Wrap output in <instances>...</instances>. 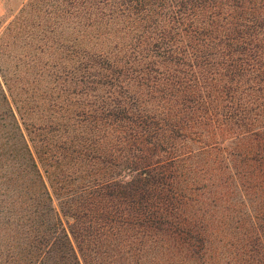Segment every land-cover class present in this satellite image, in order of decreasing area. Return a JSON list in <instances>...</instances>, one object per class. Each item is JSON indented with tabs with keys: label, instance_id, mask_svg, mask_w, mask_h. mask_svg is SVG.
<instances>
[{
	"label": "trees",
	"instance_id": "1",
	"mask_svg": "<svg viewBox=\"0 0 264 264\" xmlns=\"http://www.w3.org/2000/svg\"><path fill=\"white\" fill-rule=\"evenodd\" d=\"M26 4L31 9L25 12L44 10L43 17L52 12L71 28L65 48L72 53L62 56L61 80L54 77L52 89L68 85V94H78L83 119L63 115L53 124L69 133L85 125L97 141L114 138L111 156L116 159L128 144L132 153L124 159L149 162L131 168L134 174L128 178L87 181L71 191L70 210L61 211L70 214L73 223L65 226L48 202L49 190L1 71L0 119L10 116L13 142H20L27 154L18 164L28 180L20 184L10 204L17 227L27 225L25 232H33L32 264H101L109 256L111 240L127 229L161 222V215L174 211L181 225L175 233L199 240L190 232L200 234L210 222L206 212L200 218L192 212V194L207 182L218 184L208 175V166L200 168L206 182L202 185L194 178H182L195 170L192 162H226L218 166V174L228 168L231 175L220 184L236 180L244 211L222 214L212 223L227 229L232 220L242 227L244 238H237L236 250L241 264H264V0H28ZM73 30L110 44H88ZM70 85L76 88L70 91ZM97 103L99 113L94 112ZM0 124L6 127L9 122ZM217 131L230 135L233 145L223 149L211 141ZM64 139L74 145V135ZM179 139L196 146L178 149L174 143ZM162 151L168 155L162 157Z\"/></svg>",
	"mask_w": 264,
	"mask_h": 264
},
{
	"label": "rangeland",
	"instance_id": "2",
	"mask_svg": "<svg viewBox=\"0 0 264 264\" xmlns=\"http://www.w3.org/2000/svg\"><path fill=\"white\" fill-rule=\"evenodd\" d=\"M27 1L0 0V73L2 71L6 81V84L3 82L4 88L7 89L8 86L9 97L14 99L13 108L36 166L49 190L51 199L48 202L57 210L63 224L68 226V223H73V218L68 213L63 214L61 208L70 210L67 204L70 197H74L71 191L79 189L87 181L91 183L110 176L128 178L130 174H134L131 168L141 167L149 162L124 159L132 153L128 152V144L121 151L123 156L116 159L111 156L114 151L111 142L114 138L110 142L105 138V141H97V136L92 131H87L85 125L80 126L83 130L73 129L69 133L53 124V120H58L63 115H72L81 121L83 119L78 94H68V85L61 86L65 90L52 89L53 78L61 80L62 56L72 53L65 48L71 28L65 27L62 17L53 16L52 12L46 17H43L46 14L44 10L32 14L25 12L24 9H31L27 6ZM46 8L50 6L47 5ZM72 34L88 44H110V41H104L103 38L81 37L74 30ZM0 78L2 79L1 74ZM75 88L70 85V91ZM94 107V112L99 113L100 105L97 103ZM1 108L3 104L0 105V112ZM20 114L27 127L21 121ZM6 116L0 119V122H9L6 127L0 124V264H32V260L36 258V255H32L36 252L35 247L32 252L33 232H25L27 225L17 227L16 214L12 211L14 207L10 204L11 197L16 198L20 184L28 180V177L21 176L23 172L20 174L18 164L24 162L23 158L27 154L20 142H13V135L16 134L12 131V119ZM72 135L74 145H69L65 139L62 141L63 138L70 139ZM210 139L223 149L233 145L230 135L219 131L213 133ZM43 140L52 141V145L45 144ZM182 140L174 143L178 149L196 146L189 139ZM162 154V157L168 155L164 151ZM193 163L195 165L192 168L195 170L184 173L182 178H194L192 180L202 185V182H206L201 180L204 174L200 172V168L208 166V175L212 176V182L218 184L209 186L210 182H207V187L202 186L197 194H192V212L197 218L206 212L210 222L200 234L190 232L198 235L199 240L188 234L175 233L181 225L177 214H173L174 211L167 217L161 215V222L127 229L121 236L111 240L109 256L101 264H241L240 254L237 253V238H244L245 230L232 220L227 224V229L219 228L212 222L222 214L232 213L236 216L244 211V206L239 204L242 191L236 180H229L226 186L220 184L231 175L228 168L225 169L227 173L218 174V166L226 162ZM201 236L205 238L204 241L200 240ZM231 242L236 245H231Z\"/></svg>",
	"mask_w": 264,
	"mask_h": 264
}]
</instances>
